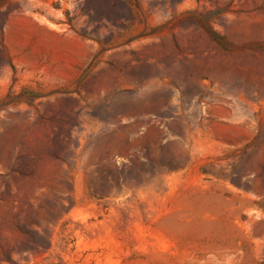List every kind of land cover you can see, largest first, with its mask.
Here are the masks:
<instances>
[{
    "label": "rangeland",
    "instance_id": "374dc122",
    "mask_svg": "<svg viewBox=\"0 0 264 264\" xmlns=\"http://www.w3.org/2000/svg\"><path fill=\"white\" fill-rule=\"evenodd\" d=\"M0 264H264V0H0Z\"/></svg>",
    "mask_w": 264,
    "mask_h": 264
}]
</instances>
